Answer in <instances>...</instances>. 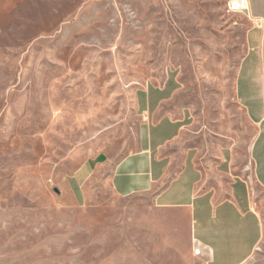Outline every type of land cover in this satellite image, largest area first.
Returning <instances> with one entry per match:
<instances>
[{"label":"rangeland","instance_id":"obj_1","mask_svg":"<svg viewBox=\"0 0 264 264\" xmlns=\"http://www.w3.org/2000/svg\"><path fill=\"white\" fill-rule=\"evenodd\" d=\"M228 2L0 0V264H205L183 212L110 176L138 148L143 84L176 78L196 128L250 137Z\"/></svg>","mask_w":264,"mask_h":264},{"label":"crops","instance_id":"obj_2","mask_svg":"<svg viewBox=\"0 0 264 264\" xmlns=\"http://www.w3.org/2000/svg\"><path fill=\"white\" fill-rule=\"evenodd\" d=\"M240 13L247 29L234 94L254 127L250 137L196 128L176 78L143 84L138 148L110 176L121 196L145 194L183 212L205 264H256L264 243V0H248Z\"/></svg>","mask_w":264,"mask_h":264},{"label":"built area","instance_id":"obj_3","mask_svg":"<svg viewBox=\"0 0 264 264\" xmlns=\"http://www.w3.org/2000/svg\"><path fill=\"white\" fill-rule=\"evenodd\" d=\"M248 8V0H229L228 9L230 12H241Z\"/></svg>","mask_w":264,"mask_h":264},{"label":"water","instance_id":"obj_4","mask_svg":"<svg viewBox=\"0 0 264 264\" xmlns=\"http://www.w3.org/2000/svg\"><path fill=\"white\" fill-rule=\"evenodd\" d=\"M55 190H56V191H59V189H58V188H56Z\"/></svg>","mask_w":264,"mask_h":264}]
</instances>
